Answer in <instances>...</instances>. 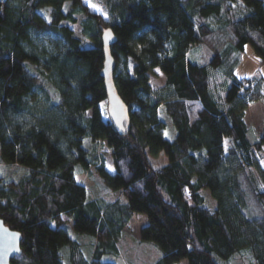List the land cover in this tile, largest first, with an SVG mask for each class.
<instances>
[{
	"label": "trees",
	"instance_id": "16d2710c",
	"mask_svg": "<svg viewBox=\"0 0 264 264\" xmlns=\"http://www.w3.org/2000/svg\"><path fill=\"white\" fill-rule=\"evenodd\" d=\"M104 5L102 14L83 0H0V218L22 236L11 264H117L104 256L119 255L135 213L147 217L139 241L161 251L149 264H264V136L245 121L264 76L235 74L248 43L264 64V0ZM101 27L116 37L123 135L101 107ZM153 68L165 75L159 88ZM160 152L167 162L155 166ZM78 173L120 196L98 195ZM68 222L91 238L74 241Z\"/></svg>",
	"mask_w": 264,
	"mask_h": 264
},
{
	"label": "rangeland",
	"instance_id": "374dc122",
	"mask_svg": "<svg viewBox=\"0 0 264 264\" xmlns=\"http://www.w3.org/2000/svg\"><path fill=\"white\" fill-rule=\"evenodd\" d=\"M91 10L100 12L102 14L106 13L104 0H83ZM41 14L47 18V12L44 8L40 9ZM74 30L78 33L79 32V25L72 26ZM158 70V71H157ZM235 74L240 77H250L251 75L257 74L264 76V64L262 63L260 57L255 53L251 44H246L245 51L241 55V61L239 65L235 69ZM165 80V75L161 72L159 68H153L149 74V81L154 88H159L162 86ZM264 97V96H263ZM106 107V101L101 104L102 109ZM104 116L105 113H104ZM246 121L251 130L254 129L256 134L264 135V99H260L259 102L251 105L249 111L246 116ZM165 136L172 138L173 134L172 131L167 128L165 131ZM88 141V140H87ZM104 154L102 157V162L109 171H113V166L111 164V158L109 156L108 150L106 146L102 151ZM262 154L264 156V145L262 147ZM151 161L155 166H159L163 163L167 162V157L163 152H160L157 156H150ZM262 165L264 167V159H262ZM5 170L11 171L13 166L7 165L4 167ZM14 174L16 178H21L25 174V169L21 167L13 168ZM76 179L78 181L84 182L92 191L95 193L102 194L107 198H114L119 197V191H109L110 193L103 192L100 186L97 185L95 180L92 177L85 176V174H76ZM200 193L204 196V204L205 206L212 211L214 208V200L210 197L207 190H200ZM125 201V198H122ZM147 223V217L141 213H135L128 223V225L123 230L122 236L118 241V248H119V255L118 256H111L105 255V259H111L112 261L116 262L117 264H149L155 261L160 255L161 251L157 245L149 241H139L140 238V228ZM68 225L69 234L74 241H78L82 238L83 242H87L91 237L86 234L77 233L73 227L71 222L66 223ZM85 248V247H84ZM86 251L84 250L83 253L88 254V247H86ZM66 253V252H64ZM87 256V255H86ZM84 255V258L86 257ZM64 257L66 258L67 255L65 254ZM64 261V264H67ZM233 264H252L251 261L243 255L236 256L232 260ZM175 264H188L185 259H182Z\"/></svg>",
	"mask_w": 264,
	"mask_h": 264
},
{
	"label": "water",
	"instance_id": "95a60500",
	"mask_svg": "<svg viewBox=\"0 0 264 264\" xmlns=\"http://www.w3.org/2000/svg\"><path fill=\"white\" fill-rule=\"evenodd\" d=\"M101 41L104 59L100 75L106 91V112L114 129L123 135L130 130L131 121L129 106L119 95L113 78L115 60L110 47L116 41V37L111 28L101 27ZM21 239L20 232L9 228L0 218V264H11V259L21 254Z\"/></svg>",
	"mask_w": 264,
	"mask_h": 264
},
{
	"label": "crops",
	"instance_id": "0c3cea01",
	"mask_svg": "<svg viewBox=\"0 0 264 264\" xmlns=\"http://www.w3.org/2000/svg\"><path fill=\"white\" fill-rule=\"evenodd\" d=\"M255 75V74H254ZM252 76V75H251ZM262 99H264V97L262 98ZM260 100H258V101H254V102H252L249 106H248V108H247V110H246V113H245V121H246V116H247V113H248V111H249V108L251 107V105H253V104H255V103H257V102H259ZM246 123L248 124V122L246 121ZM254 130V129H253ZM256 134V133H255ZM258 135V134H257ZM259 135H262V133L261 134H259ZM264 136V135H263ZM263 145H264V139H263V141H262V144H261V147H263Z\"/></svg>",
	"mask_w": 264,
	"mask_h": 264
},
{
	"label": "snow or ice",
	"instance_id": "6c2138e0",
	"mask_svg": "<svg viewBox=\"0 0 264 264\" xmlns=\"http://www.w3.org/2000/svg\"><path fill=\"white\" fill-rule=\"evenodd\" d=\"M158 71V70H157Z\"/></svg>",
	"mask_w": 264,
	"mask_h": 264
}]
</instances>
